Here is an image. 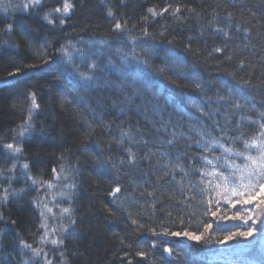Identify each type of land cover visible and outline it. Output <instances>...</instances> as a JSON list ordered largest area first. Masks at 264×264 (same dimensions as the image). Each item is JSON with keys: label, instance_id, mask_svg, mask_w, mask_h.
Listing matches in <instances>:
<instances>
[{"label": "trees", "instance_id": "trees-1", "mask_svg": "<svg viewBox=\"0 0 264 264\" xmlns=\"http://www.w3.org/2000/svg\"><path fill=\"white\" fill-rule=\"evenodd\" d=\"M23 2L0 0V168L16 165L14 173H6L13 179L0 178V194L4 188L16 193L9 195L7 202L0 201L4 217L0 220V264H21L29 258L31 254L20 248L19 240L38 245L43 233L40 211L46 202L56 214V219L48 215L51 227L67 220L61 214L63 207H70L76 220L75 226L63 234L67 264H128L129 260L132 264H264V193L256 189L257 194L250 196L251 190L239 189L232 194L230 188L217 186L220 181L216 177H201L195 171L202 164L195 159L201 149L195 144L167 149L169 155L162 163L174 161L181 154L189 172L178 182L181 173L176 174V180L164 177L163 169L147 160H139L138 167L120 165L119 160L127 158L124 149L128 141L124 145L116 143L121 128L140 129L146 138L153 136L152 125L157 121L179 124L186 132L191 128L193 139H199L198 131L216 137L219 133L213 119L197 112L192 102L213 112L215 120L224 126L227 105L210 104L208 97L214 101L218 90L225 91L221 87L225 82L244 87L248 107L255 105L250 113L253 118L264 111V40L257 38L253 29V38L244 48L242 40H226L206 27L213 9L221 17L225 10L233 11L239 19L253 23L250 10L255 11L256 19L264 24V0H243L242 5L241 0H125L123 5L120 0H73L75 10L64 18L63 26L59 14L52 11L62 0H44L41 7L26 12L17 7ZM168 5L181 6L185 19L177 20L171 10L155 18L147 12L149 7L159 11ZM109 7L117 19L127 20L131 32L112 31L114 20L107 16ZM187 8H195L200 17L188 13ZM45 13H51L53 24L43 19ZM9 24L10 32L6 31ZM144 27L150 36H143ZM232 34L241 36L234 28ZM129 36L137 41V59L149 61L151 75L141 78L135 64L120 63L116 49L130 50L133 44ZM188 37H192L191 51L185 46ZM225 44V53L208 55L213 47ZM61 49L68 50L71 62ZM89 53L95 55L89 57ZM226 55L233 59L227 61ZM93 60L102 70L97 71L95 80L82 81L77 72L86 70L85 63ZM109 60L114 67L109 66ZM240 60L246 64L242 70L237 68ZM165 64L167 73L155 74V69ZM17 69L21 71L17 73ZM229 72H235V79L227 75ZM248 79L258 87L243 85ZM197 81L203 91L195 87ZM32 93L40 109L34 112L33 131L19 137L13 130L18 131L27 118ZM235 120L232 117L233 123L227 126L230 136L237 134ZM257 127L246 123L243 131L252 134ZM14 137L23 151L10 156L3 144L14 142ZM132 147L141 155L145 150L143 145ZM215 154L220 155V150ZM231 159L244 163L240 157ZM25 163L29 165L27 170L23 168ZM205 168L211 170V166ZM28 175L54 187L33 185ZM117 176L119 181H115ZM69 183L75 185L71 190L64 187ZM117 183L121 186L119 199L109 195ZM34 200H40L41 207L34 205ZM245 200L249 202L245 204ZM109 208L114 215L109 214ZM131 219L143 227L133 225ZM249 226L255 229L252 237L226 239ZM172 232L181 235L173 236ZM185 232L200 239L189 240ZM166 248L172 250L169 257ZM137 252L145 253V257ZM53 264H60L58 251Z\"/></svg>", "mask_w": 264, "mask_h": 264}, {"label": "snow or ice", "instance_id": "snow-or-ice-1", "mask_svg": "<svg viewBox=\"0 0 264 264\" xmlns=\"http://www.w3.org/2000/svg\"><path fill=\"white\" fill-rule=\"evenodd\" d=\"M44 0H24L22 5H17V7L21 8L23 11H28L29 9H36L43 5ZM103 2V0H102ZM235 2V0H234ZM125 0H120V4L123 5ZM243 4V0H241V5ZM11 6V5H9ZM75 10V3L73 0H62V4L60 6L55 7L52 11L56 14H59V23L61 26L65 24V17H70L72 12ZM171 10V12H170ZM188 13L193 14L195 17L199 18L201 13L197 12L195 8H187ZM147 12L153 17L163 16L165 13H169L175 17L177 20L185 19L184 16L181 15L182 8L181 6L168 5L164 7L162 10H157L155 7H149ZM251 16L255 19V23L248 20L239 19L233 11L225 10L224 15L221 17L220 12L216 9H213L211 14V19L208 20L206 27L211 28L212 31L216 34H221L226 40H236L240 39L244 42V48L249 46V42L253 38V29L256 30L257 38L260 40H264V24H261L259 19H256L257 13L255 11L250 10ZM264 15V14H262ZM51 13H45L43 19L47 20L49 24H53V19H50ZM107 16L111 17L114 20V25L112 28L113 32L124 33L131 32L132 29H129L127 20H121L116 18V13L114 10L109 7L107 9ZM143 19L147 20L148 17L145 16ZM260 25V27H257ZM136 26L133 25L134 29ZM235 29L236 33L241 34V36L237 37L232 34V29ZM12 30L11 25H7L6 31L10 32ZM143 36L148 37L151 35L147 27L141 29ZM203 29H201V35H203ZM161 36L164 35L163 32L160 33ZM129 39L132 41L133 47L130 50H125L123 48L116 49V54L119 56L120 63L122 65H136V74L143 78L145 75H151L152 73L148 72V69L151 67L148 60H140L137 59L136 56V39H133L129 36ZM188 42L186 43V48L191 51V40L192 37H188ZM101 44L106 43V41H101ZM171 43V41H169ZM143 48V45H140ZM240 47L237 44V48ZM226 49H228V45L225 44L223 47L217 46L213 47L211 52L208 53L211 56L213 53L223 54ZM145 52L148 51L147 48L143 49ZM63 55L67 58V62H71V57L68 54L67 49H61ZM79 51V50H78ZM81 55H85L81 53ZM95 55V53H89L88 56ZM170 55H174V53L170 52ZM225 59L227 61H231L233 59L232 55H226ZM47 64L49 61L44 58L43 61ZM109 66H113L112 61L109 60ZM220 65H217L219 67ZM29 68L35 67V65H28ZM246 67L245 61L240 60L237 68L242 70ZM85 69L78 71L77 74L82 81H93L96 79L97 71L102 70L101 65L96 63L94 60L91 63H85ZM125 69L122 68L121 71ZM21 70L17 69V73ZM168 71L167 64L155 69V74L164 75ZM16 73H10V75H14ZM228 76L235 79V72L227 73ZM243 85L248 86L250 88H257L258 86L254 84L251 79L243 80ZM179 87V84L175 85ZM261 86H264V81L261 82ZM195 87L203 91L202 85L197 81L195 82ZM221 87L225 90L221 93L219 90L216 94L215 100L213 101L212 97H208L210 104H226L227 108L224 111V120L225 125L221 126L219 121L215 120V114L211 111H206L202 105L196 104L192 102V107L199 112L202 116L213 119L214 126L219 133L216 137H212L204 131H198L196 135L199 139H193V137L189 134L193 129H189L187 132L183 129V127L179 124L171 125L169 123L164 122H154L152 125V129L154 132L153 136L148 138L145 137V134L141 132L140 129L132 128L124 129L121 128V136L120 139L116 141L119 145H124L125 141H128V146L124 149L127 153L126 159H120V165H128L129 167L136 166L138 167L139 160H147L150 164L154 163L155 167H160L163 169V176H171L172 180H176L177 173H181L180 181L182 182L186 177L189 176L188 170H186L184 163L181 159V154L176 156V159L173 161L168 159L166 163H162V161L169 155L167 149L168 148H177L181 145H187L191 147L192 144H195L198 148L201 149V154L195 159L202 162L201 167L195 169L199 173L201 177L204 176H213L216 177L220 184L218 187H224L226 190L231 189L232 194H237L239 189H249L251 190L249 195H255L256 189H259L260 193H264V111H259L256 118L250 114L255 105L251 108L248 107V93L245 92L244 87H233L230 83L225 82L221 85ZM31 99V107L28 110L27 118L24 123L19 126V130H13L16 132V135L19 137H25L30 134L34 129L33 116L35 110L40 109V104L37 102V97L35 93H32L30 96ZM236 117L235 120V129L237 130V134L234 136H230L228 134V125L233 123L232 117ZM248 125H257L258 127L252 134H248L243 131V127L245 124ZM91 127V125H89ZM106 128L110 130V125H106ZM205 136H208L205 139ZM14 142L4 143L3 149L8 152L10 156H16L21 154L23 149L18 142L15 141V137L13 138ZM133 145H143L144 152L141 155L138 150L133 149ZM242 146V147H241ZM155 149V150H154ZM220 150V155L215 154V150ZM212 156L213 158H209ZM232 157H240L243 159V165L235 163L231 158ZM154 158L155 161H154ZM223 161L221 164L220 162ZM205 166H211V170H207ZM29 165L25 163L23 168L27 170ZM113 167H116L114 164ZM16 165L12 163L11 167L8 168H0V178H6L9 181L13 179V176H6V173H14ZM227 169V173L225 172ZM119 171V169H117ZM53 172H56V169H53ZM64 172L63 166L61 167V173ZM127 174V173H126ZM119 176L115 178V181H119ZM28 179L32 181L33 185H41L47 184L49 189L53 188L54 185L51 182H43L37 178L28 175ZM57 179H59V174L57 175ZM64 179L67 180V175L64 176ZM203 179L201 183H203ZM65 188L71 190L75 187L73 184L64 185ZM121 192V186L117 183L116 187L109 192V195L114 197L115 199H119L117 196L118 193ZM243 195V193H239ZM9 195H16L15 192H10L9 188H4L3 193L0 194V201L7 202ZM148 195H153L152 192H148ZM61 196L64 197V193H61ZM64 198H70L64 197ZM115 202V200H114ZM249 201L245 200L244 203L247 204ZM261 203H264V200H261ZM33 204L37 207H41L42 202L40 200H34ZM110 215H114V212L111 208L108 209ZM48 214H51L53 219H56V214L53 213L52 207H49L47 203L42 204V210L40 211L41 222L39 227L44 229L43 233L39 236V241L37 246H33V243H29L24 239L19 240V246L22 250H27L31 255L27 260H23L21 264H53V259L57 254L60 257V264H67V260L65 257V253L63 250V246L65 244V240L63 234L72 228L76 224V220L73 218V212L70 207H63L61 209L62 216H66L67 220H61L59 223V227H51L48 223ZM215 215V213H213ZM3 214L0 213V220H3ZM14 224L15 221H12ZM131 223L133 225H137L138 227H143V225L138 224L137 220L131 219ZM244 223L247 224L248 221L245 219ZM255 224V221H253ZM211 227V225H209ZM0 231H3L0 229ZM154 231V230H153ZM255 229L252 226H249L245 231L234 232L230 234L226 239H232L234 236H240L245 239H248L253 236ZM167 235V231L164 233ZM19 235V234H18ZM173 236H180L179 232H172ZM189 240H199L200 237L194 235L192 233L185 232L183 233ZM45 245H51L52 248L45 250ZM166 252L169 255H172V250L166 248ZM51 253V255H50ZM137 255L144 258L145 253L137 252ZM128 264H132V261L129 260Z\"/></svg>", "mask_w": 264, "mask_h": 264}, {"label": "rangeland", "instance_id": "rangeland-1", "mask_svg": "<svg viewBox=\"0 0 264 264\" xmlns=\"http://www.w3.org/2000/svg\"><path fill=\"white\" fill-rule=\"evenodd\" d=\"M46 203H47V202H46ZM48 215H49V214H48ZM48 223H49V220H48ZM53 227H57V228H58L59 226L54 225ZM42 230L44 231V229H42Z\"/></svg>", "mask_w": 264, "mask_h": 264}, {"label": "water", "instance_id": "water-1", "mask_svg": "<svg viewBox=\"0 0 264 264\" xmlns=\"http://www.w3.org/2000/svg\"><path fill=\"white\" fill-rule=\"evenodd\" d=\"M165 253H166V255H167L168 257L170 256L168 252L165 251Z\"/></svg>", "mask_w": 264, "mask_h": 264}]
</instances>
